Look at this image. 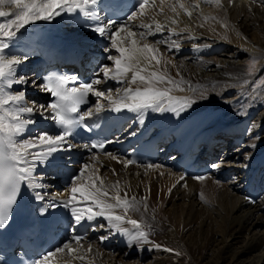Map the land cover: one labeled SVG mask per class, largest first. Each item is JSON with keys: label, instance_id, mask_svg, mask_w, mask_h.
<instances>
[{"label": "bare ground", "instance_id": "bare-ground-1", "mask_svg": "<svg viewBox=\"0 0 264 264\" xmlns=\"http://www.w3.org/2000/svg\"><path fill=\"white\" fill-rule=\"evenodd\" d=\"M202 1L205 3L199 7ZM166 2L174 4L175 0ZM181 2L191 13V21L179 9L177 16L165 8L167 17H180L181 20L175 19V25L166 20L165 15L152 13L161 24L162 20L167 21L163 38L168 37V29L179 33V36L172 37L178 41L179 49L168 52L165 45H159L161 64L158 67L155 61L148 64L141 57L140 67L147 68L148 72H163L166 68L168 76L183 83L180 87L166 83L157 87H172L170 95L189 97L198 103L179 116L150 109L145 110L142 116L126 110L120 112L131 121L125 140L132 137L139 143L140 140L149 141L153 135H158V144L162 147L161 157L153 165L160 167H125L124 157H118V160L110 158V154L116 152L91 155L81 163L91 165L86 170L88 172L96 169L106 187L119 182L122 197L127 192L129 198L136 197L138 201L143 199L140 210L130 211L129 216L142 220L153 229L149 232L152 242L174 252L156 249L152 244L129 247L126 238L119 234H112L107 229H90L94 237L92 241L83 240V247L79 248L72 243L71 247L77 251L72 254L67 250L58 253L52 258L54 262L142 264L141 259L148 258L150 261L144 264H264V84L258 89L249 90L252 79L244 75L239 77L247 55H260L263 59L259 68L264 67V0H220L219 5L215 0L211 3L207 0ZM156 3L159 5V0ZM0 7L5 11L10 10L7 4ZM194 7L195 11L191 12ZM76 14L66 13L55 17L56 21H37L28 25L5 52L17 53L14 51L15 44H20L26 36L44 43L59 36L84 37V41L90 39L89 46L96 48L99 44L92 40H96L99 35L84 27H76L74 23L79 19ZM6 19L0 18V22ZM142 19L145 23H151L148 18ZM135 21L141 22L140 19ZM80 31L86 32L85 35H81ZM161 38V34H157L148 37L147 42L154 44ZM107 46L111 47L110 43ZM30 51L35 53L34 56L18 66L17 74L39 82L37 67L40 54L35 48ZM111 55L115 57L118 53L113 49ZM165 60L171 63L165 64ZM105 65L111 68L113 62L107 59L105 64L92 71L91 82L100 78L102 82L95 87L102 90V84H107L115 99L118 90L122 94V89L128 85H118L114 80L104 81L100 68ZM234 70L240 74L234 73ZM142 74L146 75L147 72ZM137 86L143 87L139 83L131 85L132 88ZM25 88L29 105L33 100L45 103L44 92L32 87L31 83ZM91 96L94 98L93 109L99 100L103 105L101 112L110 110L106 99ZM235 107H239L238 111L245 115H231L229 109L235 110ZM229 114L233 118H229ZM141 118L144 120L142 125L139 124ZM34 119L35 123L27 127L22 140L28 141L44 133L42 123L47 119L39 115ZM130 132H137V135H129ZM221 144L224 145L221 147ZM58 153L53 154L48 164H41L35 170L37 182H43V191L48 193L46 200L50 201L66 200L71 186V182L66 186L58 183L48 175L50 173L40 174V171L42 173L49 165L55 164ZM165 153L169 156L167 165H164ZM192 153L197 154L193 157ZM92 156H96L95 161L91 159ZM192 158L193 167L202 170L195 176H183L186 163ZM213 164L220 166L213 169ZM200 175L208 178L204 181L194 179ZM30 192L35 199L33 192ZM145 204L149 206L147 209ZM93 223L101 225L106 222L101 217ZM102 236L108 239L101 242L99 238ZM89 244L91 252L88 251ZM256 250H261L259 255L253 254ZM80 256L84 259L76 258ZM132 256L134 259H131Z\"/></svg>", "mask_w": 264, "mask_h": 264}, {"label": "snow or ice", "instance_id": "snow-or-ice-1", "mask_svg": "<svg viewBox=\"0 0 264 264\" xmlns=\"http://www.w3.org/2000/svg\"><path fill=\"white\" fill-rule=\"evenodd\" d=\"M207 2L211 3L212 0ZM219 2L220 0H215L217 5ZM5 4L10 6V10L5 11L0 7V18H8L0 22V228L5 227L9 222V212L17 203L23 185L33 192L38 203L43 204L39 210L40 216L46 217L49 209L55 210L63 206L70 210L72 217V223L69 224L71 231L69 240L62 246L45 252L32 264H52V258L58 253L65 250L69 254L76 252L77 249L72 248L71 244L75 243L78 248L83 247L85 239L77 234L76 228L85 220L93 222L101 217L106 223L90 224L92 231L107 229L112 234H119L126 238L129 247L152 244V247L156 249L174 252L173 249L152 242L149 239V232L153 229L142 220L138 221L129 216L130 211L140 210L139 205L144 203V200L138 201L136 197L129 198L127 192L122 197L119 182L106 187L97 175L96 169L93 168L91 172L86 171L91 167L90 164H83L70 177L69 195L62 205L54 200L46 202L48 193L43 191L45 189L43 182H37L35 170L41 164H48L54 153L65 149L71 151L72 145L68 143V140L75 134L76 129L83 127L86 131H91V128L83 122L86 118L98 115L103 105L98 100L94 109L90 106L87 110H82V105L88 104L90 94L106 99L111 111L119 113L126 110L141 116L148 109L153 112H172L179 116L198 103L197 100L189 97L170 95L172 87L163 89L157 87L164 83L180 87L183 83L168 76L166 68L163 72L158 70L148 72L147 68L140 67L141 57L148 64L152 61H155L157 67L161 64L162 54L159 45H165L168 52L179 49L178 41L172 39L179 36V33L174 29H168V37L163 38L165 25L157 21L152 13L165 15V8H167L177 16L178 9L191 16L185 3L175 0L174 4H170L166 0H159L157 5L156 0H134L131 8L124 12L126 22L123 24H119V21L111 17L124 11L127 0H107L106 3L104 0H0V6ZM66 13H78L89 30L109 40L111 47L105 46L104 51L113 65L111 68L102 66L100 73L104 81L114 80L118 85H128L122 89V94L118 90L115 99L111 95V89H108L106 94L105 91L95 87L102 82L100 78L92 82H79V77L75 75L50 73L41 82H37L35 79L30 81L26 76L17 74L22 59L10 52L6 53L5 50L13 46L12 42L18 35H22L21 30H26L28 25L37 21H51ZM142 18L150 19L151 23L143 22ZM137 19L141 20L137 27L146 31L134 32L129 27V23ZM165 19L170 20L173 25L177 23V20L166 15ZM157 34H161L162 38L154 44L147 42L149 36ZM113 49L118 53L115 57L111 55ZM8 55H12V58H7ZM23 59L27 60L28 57L24 55ZM164 63L168 64L171 61L165 60ZM144 72L147 74H142ZM29 83L32 87L46 93L51 99L43 104L33 100L29 105L26 102L25 88ZM138 83L143 87H131ZM202 98L206 99V97ZM236 114L245 115L242 111H237ZM36 115L50 120L59 132L55 135L44 132L31 140H22L21 137L27 127L35 123ZM143 123L144 120L141 118L139 124ZM129 135L135 136L137 132H130ZM105 146V142L101 141L85 144L84 148L103 150ZM252 146L255 147V145ZM110 158L118 160L116 155L110 154ZM249 158L246 157V159ZM91 159L95 161L96 156H92ZM123 163L125 167H128L137 162L128 158ZM219 166L213 164L212 168L216 169ZM146 167L158 168L160 165L148 164ZM112 171L115 175V170ZM207 178L204 175L194 177L198 181H204ZM97 181L100 183L97 184ZM246 199L254 203L250 198L246 197ZM144 206L147 209V205ZM99 239L103 242L108 237L102 236ZM91 250V244H89L88 251L91 252ZM174 254L179 255V253ZM76 258L84 259L83 256Z\"/></svg>", "mask_w": 264, "mask_h": 264}, {"label": "rangeland", "instance_id": "rangeland-1", "mask_svg": "<svg viewBox=\"0 0 264 264\" xmlns=\"http://www.w3.org/2000/svg\"><path fill=\"white\" fill-rule=\"evenodd\" d=\"M202 2H200V4H198L199 7L202 6L205 3L204 1H202ZM195 9L196 8L194 7L191 10V12L195 11ZM186 16H187L186 19H189L191 21V18L188 15H186ZM175 19L181 20L180 17H176ZM53 20L56 21V19H53ZM161 22L163 24H167V21H165V20H162ZM178 23H180V21ZM139 24L140 23H136V24L135 23H131V25H129V27H131V29L134 32H140L141 30L144 31L145 29L143 30V29H140V28L137 27V25H139ZM246 58H247V60L244 61V65L241 67V70H240L241 71L240 72L241 74L239 72H237L236 70H234L233 72L234 73H239L240 74L239 77H241V75H244L245 77H248V78H251L252 79V82L250 84L249 90L258 89V88H260L264 84V67L261 68V69L259 68V66H260L261 61H262L263 58L260 55H253V56H250V55L248 56L247 55ZM257 98L260 99L259 96H257ZM240 102H241V100H240ZM238 108L239 107L236 108L237 110L236 109L235 110L234 109H229L230 110L229 112L230 113L232 112L231 115H235V117H236V113L239 110ZM251 108H249V109H251ZM231 115L229 116V118H233V117H231ZM262 134H264V132ZM242 154H244V153H242ZM146 205H147V207H149L148 204H146ZM260 252H261V250H256L253 254L254 255L255 254L259 255ZM131 259H134V256H132ZM148 261H150L148 258L147 259L146 258H143V259H141L140 263L144 264V263H146Z\"/></svg>", "mask_w": 264, "mask_h": 264}]
</instances>
